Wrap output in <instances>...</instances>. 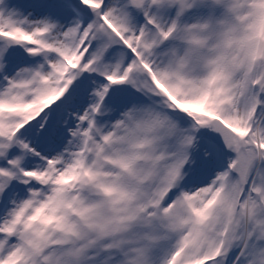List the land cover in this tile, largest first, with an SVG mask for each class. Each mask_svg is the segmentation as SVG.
Segmentation results:
<instances>
[{"label": "snow or ice", "instance_id": "1", "mask_svg": "<svg viewBox=\"0 0 264 264\" xmlns=\"http://www.w3.org/2000/svg\"><path fill=\"white\" fill-rule=\"evenodd\" d=\"M0 264H264V0H0Z\"/></svg>", "mask_w": 264, "mask_h": 264}]
</instances>
